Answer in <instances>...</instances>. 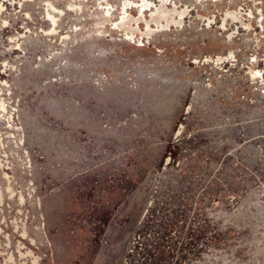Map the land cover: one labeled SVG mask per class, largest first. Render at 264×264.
<instances>
[{
  "label": "rangeland",
  "instance_id": "obj_1",
  "mask_svg": "<svg viewBox=\"0 0 264 264\" xmlns=\"http://www.w3.org/2000/svg\"><path fill=\"white\" fill-rule=\"evenodd\" d=\"M0 264H264V0H0Z\"/></svg>",
  "mask_w": 264,
  "mask_h": 264
}]
</instances>
